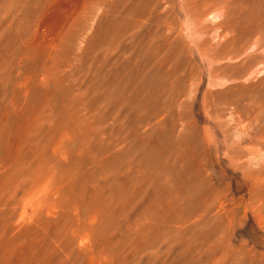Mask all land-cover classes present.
I'll return each instance as SVG.
<instances>
[{
  "label": "rangeland",
  "instance_id": "1",
  "mask_svg": "<svg viewBox=\"0 0 264 264\" xmlns=\"http://www.w3.org/2000/svg\"><path fill=\"white\" fill-rule=\"evenodd\" d=\"M193 1L0 0V264H264V0Z\"/></svg>",
  "mask_w": 264,
  "mask_h": 264
},
{
  "label": "bare ground",
  "instance_id": "2",
  "mask_svg": "<svg viewBox=\"0 0 264 264\" xmlns=\"http://www.w3.org/2000/svg\"><path fill=\"white\" fill-rule=\"evenodd\" d=\"M196 1H197V2H195V3H194V1H193V8H194V9H196V8L199 6V3H198L199 0H196ZM221 1L223 2V4H227V5H229V3L232 4V2H230L231 0H229V1H228V0H220V1H218V0H214V2H215V6H216V5H219V2H221ZM232 1H233V0H232ZM220 10H221V9H220ZM224 13H225V12H224ZM195 14H196V13H195ZM197 14H198V13H197Z\"/></svg>",
  "mask_w": 264,
  "mask_h": 264
}]
</instances>
